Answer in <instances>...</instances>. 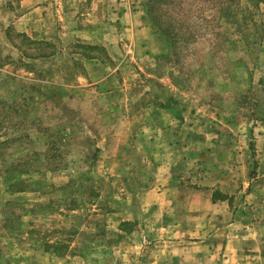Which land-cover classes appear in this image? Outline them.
Instances as JSON below:
<instances>
[{"label": "rangeland", "instance_id": "374dc122", "mask_svg": "<svg viewBox=\"0 0 264 264\" xmlns=\"http://www.w3.org/2000/svg\"><path fill=\"white\" fill-rule=\"evenodd\" d=\"M137 3L153 32L164 38L163 44L150 43L152 53L159 54L150 66H162L161 73L143 72L136 58H126L116 69L121 63L115 59L98 72L110 78L97 82L77 59L65 55L44 62L42 57L56 53L59 45L45 39L43 22L39 38H31L16 24L28 3L0 0V264H49L40 257L43 250L87 254L90 246L78 245L89 239L99 246L88 264H143L154 245L127 253L118 247L127 236L108 230L105 218L109 210L123 215L134 201L130 193L156 186L157 157L145 148L152 135L138 132L159 125L157 109L175 115L173 140L180 149L174 163L184 189L202 184L194 182L202 156L189 163L193 152L187 151L186 132L215 143L225 132L235 137L232 129L239 128L246 165L238 171L236 193L222 194L230 198L231 209H241L239 222L256 225L244 236L240 263L264 264V154L254 135L264 127V0H153L155 19L148 13L149 0ZM71 49L99 57L102 51L82 44ZM126 50L132 54L130 44ZM227 154L222 165L231 163ZM64 182L72 194L39 206L50 220L39 218L31 227L22 220L26 204H4L10 190L31 187L53 194ZM255 192L257 199L250 196ZM132 224L124 230L130 233ZM150 233L147 241L161 235ZM229 235L232 231H222L218 240Z\"/></svg>", "mask_w": 264, "mask_h": 264}, {"label": "crops", "instance_id": "0c3cea01", "mask_svg": "<svg viewBox=\"0 0 264 264\" xmlns=\"http://www.w3.org/2000/svg\"><path fill=\"white\" fill-rule=\"evenodd\" d=\"M25 1L29 7L26 13L16 21L17 26L22 31H26L31 38L37 39L39 38L36 32L38 25L43 22L49 30L44 31L47 34L45 39L59 45V50L56 53L49 57H42L44 62L62 58L65 55L71 60L77 59L83 66L90 68L89 74L98 78L97 82L110 78L109 74L101 77L98 72L102 67H110L115 59L121 63L116 69L123 68L127 62L126 58H136L143 65L137 66L138 69L143 72H153L154 76L161 73L162 66H150L152 59L155 60L159 56V54L152 53L150 43L151 46L155 41L163 44L164 38L153 32L146 13L138 3L133 5L134 0ZM137 7L139 9H136ZM24 23L26 26H23ZM41 37H44L43 34ZM74 44H82L89 49L100 47L101 57L71 49ZM127 44L132 46V54H124L127 51ZM123 54L126 56L125 59L120 58ZM87 80L89 81V79ZM93 83L95 81L90 85ZM145 93L146 90L143 94ZM153 114L155 118L159 119V125L153 129L152 127L141 128L138 133L145 135L144 137L152 135L148 138V146L145 148L155 152L157 157L156 186L154 189L140 193H130L129 196L134 201L132 206L124 209L123 215L121 212L107 211L105 227L108 230L115 229L125 233L126 241L118 247L126 248L127 253L137 252L138 249L147 248L148 244L152 243L154 247L148 252L149 255L143 258V264H241L239 257L241 250L246 245L244 236L252 228L255 229L256 225L239 222L241 221V217H239L242 214L241 209H231L230 198L213 200L216 190L221 194L223 192L231 196L236 193V188L239 186L238 174L240 175V173L238 171H244L246 165V162L241 160L244 152L239 151L243 148L238 143V138H241V135L239 137V128L235 126L232 129L235 137H232L231 132H225L222 139L219 141L218 138L215 143L211 139L205 141V138L199 137L195 131L186 132L187 151L193 152L191 155L193 162L189 163L194 164L195 161H198V156H202V166H196V170H200L199 175H194V182L199 181L202 184H198V187L184 189L180 187L174 163L177 151L180 149L173 140L177 131L175 115L171 109H157ZM191 129L194 130V128ZM160 135H164V137L160 138ZM254 135L257 149L264 154V127L256 128ZM202 148L206 150L204 155L200 150ZM227 152L232 159V164L222 165L223 161L227 160L225 159L228 157ZM189 168L190 166L186 168L187 172H189ZM232 168H235L234 175L230 172L233 171ZM63 184L60 192L53 194L46 193L45 190L38 192L31 187L25 191L10 190L6 193L4 204L12 205L18 201L26 204L27 210L26 214L22 216V220L31 227L39 218L50 220L45 214L39 213V206H44L51 200L64 201L72 194V187L68 182ZM56 194L58 196H55ZM250 196H255L257 199L258 192L252 193ZM180 198L184 199L185 203L180 202ZM180 214L181 217H179ZM92 218L94 219L93 215ZM127 223L134 226L130 233L124 230ZM227 230L232 231V235H229L223 242L219 241L218 238L222 236V231L226 232ZM151 231H156L161 235L147 241L145 237H151ZM159 237L162 239L159 240ZM83 245L90 246L89 253L81 254L82 251L76 249L80 253L64 255V252L55 253L43 250L39 254L40 257L46 256L49 264H88L97 252L93 251V248L97 250L99 243L89 239L87 244L78 246L84 247ZM130 256L133 255L128 257ZM253 257H257V255ZM62 258H66V260ZM93 261L95 262V259Z\"/></svg>", "mask_w": 264, "mask_h": 264}, {"label": "trees", "instance_id": "16d2710c", "mask_svg": "<svg viewBox=\"0 0 264 264\" xmlns=\"http://www.w3.org/2000/svg\"><path fill=\"white\" fill-rule=\"evenodd\" d=\"M151 1H153V0H149V3H148V13H149V15L152 17V19H155L154 17L156 16L155 14H154V6H151L152 4H151ZM153 8V9H152ZM166 31V32H165ZM167 30H165L164 29V33L167 35ZM228 197L226 196V195H223V194H221L218 190H216L215 192H214V194H213V200L214 201H216V200H218V199H222V200H224V199H227Z\"/></svg>", "mask_w": 264, "mask_h": 264}]
</instances>
